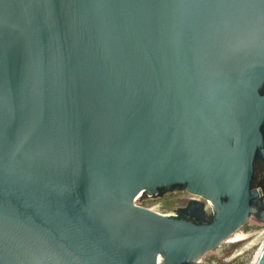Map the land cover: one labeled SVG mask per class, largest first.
Returning <instances> with one entry per match:
<instances>
[{
  "label": "water",
  "instance_id": "1",
  "mask_svg": "<svg viewBox=\"0 0 264 264\" xmlns=\"http://www.w3.org/2000/svg\"><path fill=\"white\" fill-rule=\"evenodd\" d=\"M263 126L264 0H0V264H206ZM174 187L208 222L135 203Z\"/></svg>",
  "mask_w": 264,
  "mask_h": 264
},
{
  "label": "rangeland",
  "instance_id": "2",
  "mask_svg": "<svg viewBox=\"0 0 264 264\" xmlns=\"http://www.w3.org/2000/svg\"><path fill=\"white\" fill-rule=\"evenodd\" d=\"M263 181H264V172L260 167V165H257L255 170V176L253 179V188L256 189L258 193H262L261 183ZM195 197H197V195L191 193L185 187H175L171 189L162 190L158 194H154V195L145 193L136 200V203L142 207H146L150 209H160V208L184 206L188 201H192V199ZM207 204L208 203H206V205ZM252 216H254V213H252L249 219L235 231V233L249 236L248 239L240 243H230V242L226 243L223 240L221 243H219V245L216 248L211 249L206 253H204L203 255H201L200 256L201 258L199 257L200 262L202 259L206 264L231 263L236 259H238L239 257L243 256L244 254L248 253L252 249L259 246L264 241V219H260L258 214L255 215L256 217H259L257 218V220L254 219ZM253 239L255 240L254 243L250 246H247L250 243V241H253Z\"/></svg>",
  "mask_w": 264,
  "mask_h": 264
},
{
  "label": "flooded vegetation",
  "instance_id": "3",
  "mask_svg": "<svg viewBox=\"0 0 264 264\" xmlns=\"http://www.w3.org/2000/svg\"><path fill=\"white\" fill-rule=\"evenodd\" d=\"M263 132H264V126H263ZM257 165H260V167L264 172V159L259 155H257L255 160V170ZM255 170H254L253 179L255 176ZM263 182L261 183L262 193H259L258 197H256L253 200L254 213L258 214L260 219H264V183ZM252 185H253V181H252ZM165 189H171V188H165ZM206 203L208 204L206 205ZM209 205L210 203L208 202V200L204 199L201 196H197L192 199L188 207L180 210L177 216L183 219L192 220L197 223L208 222L206 218V214L208 212Z\"/></svg>",
  "mask_w": 264,
  "mask_h": 264
},
{
  "label": "bare ground",
  "instance_id": "4",
  "mask_svg": "<svg viewBox=\"0 0 264 264\" xmlns=\"http://www.w3.org/2000/svg\"><path fill=\"white\" fill-rule=\"evenodd\" d=\"M209 207H210V205H209ZM263 231V230H262ZM250 233V232H249ZM248 235V234H247ZM254 235H256V234H254ZM253 236V235H252ZM258 236V235H257ZM262 236V235H261ZM260 236V237H261ZM249 238V236H245V235H243V234H239V233H233V234H231L230 236H228L224 241L227 243H240V242H243V241H245L246 239H248ZM254 239H253V241H250V243L247 245V246H250V245H252L253 243H254ZM256 242H257V240H256ZM241 246V245H240ZM252 247V246H251ZM249 248V247H248ZM252 249V248H251ZM247 250V249H246ZM238 253V252H237ZM236 253V254H237ZM239 254V253H238ZM243 254V253H242ZM198 261L200 262V260L198 259Z\"/></svg>",
  "mask_w": 264,
  "mask_h": 264
},
{
  "label": "built area",
  "instance_id": "5",
  "mask_svg": "<svg viewBox=\"0 0 264 264\" xmlns=\"http://www.w3.org/2000/svg\"><path fill=\"white\" fill-rule=\"evenodd\" d=\"M139 197H140V196H139ZM139 197H138V198H139ZM138 198H137V199H138ZM137 199H136V200H137ZM135 203H136V201H135ZM136 204H137V203H136Z\"/></svg>",
  "mask_w": 264,
  "mask_h": 264
}]
</instances>
